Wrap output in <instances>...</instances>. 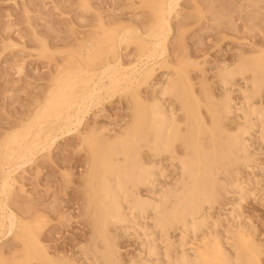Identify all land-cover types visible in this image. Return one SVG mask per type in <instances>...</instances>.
<instances>
[{"label":"rangeland","instance_id":"rangeland-1","mask_svg":"<svg viewBox=\"0 0 264 264\" xmlns=\"http://www.w3.org/2000/svg\"><path fill=\"white\" fill-rule=\"evenodd\" d=\"M156 2L0 0V153L7 137L39 112L58 77L76 67L75 56L85 49L86 42L104 40L107 36L118 39L123 36L120 32L131 27L138 30L133 36L149 42L144 36L155 21L153 7ZM119 55L124 66L135 65L140 56L137 43L127 41L121 44ZM164 58L169 66L164 63ZM164 58L155 62L152 77L140 88L143 101L154 102L158 98V85L164 83L167 75L179 71L187 88L200 101L204 129L209 132L214 127L209 109L219 105L226 96L219 72L222 66L243 63L251 70L264 66V0H181L172 19L168 55ZM97 64L100 65V61ZM260 77L263 89L255 103L264 107V73ZM245 79L251 80L252 73L246 74ZM241 82L236 78L231 86H234L231 98L236 106L241 103L237 92L243 86ZM128 104V96L115 94L97 108H91L92 111L89 109L90 113L78 132L60 137L49 152H38L37 156L34 153L32 160L18 170L6 203L19 220V225L15 231L8 233L5 230L0 236V264H50L38 256L27 259V246L22 240L26 227L53 264H93L90 255L103 264L95 252L100 244L97 237L99 224L91 207L92 191L88 178L92 154L86 140L99 135L113 137L114 133L121 134L132 120L131 105ZM166 105L173 109L185 131L186 113L182 110L181 101L166 98ZM240 118L236 112L230 115L225 120L227 129L235 130L241 125ZM251 134L247 142L255 156L249 163V170L243 166L228 168L223 163L217 165L218 171L214 172L213 178L215 203L209 208V217L218 228L214 233L222 231L223 234H219L222 240L225 235L229 236L223 244L230 254H234L231 242L235 241L231 236L238 232L240 225L253 245L263 250L259 249L260 264H264V144L257 139L258 133ZM208 138L206 134L204 143L210 146ZM177 149L179 155H183V147L178 145ZM142 156L145 163L158 165L160 172L164 173L159 185L164 183L166 187L176 181L178 165L171 161L169 155L152 157L144 151ZM250 174L258 179L260 189L253 191L254 196L248 200L240 202L238 191L232 184L244 182ZM152 189L142 187L140 194L148 198L153 194ZM159 189L156 187V191ZM232 210L236 213L233 216ZM231 219L237 221L233 223ZM154 223L149 220L148 226H154ZM109 226L106 239L112 246L116 264H136L144 260L146 246L141 231L136 233L131 229L124 231L122 226ZM212 227L210 224L206 230L196 233V240L210 234V242L213 243L215 234H211ZM150 230L153 229L150 227ZM153 232L157 233L154 243L157 241L156 244L159 246L161 243L162 246L158 249L160 256L163 255L162 249L166 248H169V256H183L184 248L178 247L182 238L180 227L162 235L157 230ZM195 241L190 240L185 247L190 255L193 254L190 250L201 244V240ZM145 260L158 264L155 257H146ZM160 264H165V261Z\"/></svg>","mask_w":264,"mask_h":264},{"label":"bare ground","instance_id":"bare-ground-1","mask_svg":"<svg viewBox=\"0 0 264 264\" xmlns=\"http://www.w3.org/2000/svg\"><path fill=\"white\" fill-rule=\"evenodd\" d=\"M180 1L157 0L153 7L155 21L150 32L144 36L149 42L133 36L138 32L134 29L136 27L125 29L127 31L124 30V34L120 32V36H123L118 39L107 36L104 40L86 42L85 49H81L75 56L76 67L54 80L52 90L39 112L7 137L0 153V236L5 230L9 233L18 229L19 220L6 203L18 170L28 164L34 153L37 156L42 152H49L60 137L78 132L89 109L97 108L115 94H125L132 110V120L128 127L121 134L114 133L113 137L99 135L86 140L92 154L88 178L92 191L91 207L99 224L97 237L100 244L98 243L95 252L102 263L116 264L106 232L109 225H117L122 226L124 231H141L145 238L146 248H143L146 257H155L158 264L163 261L165 264H260L259 249H262L253 245L240 225L237 227L238 232L231 236L235 237V241L234 237L231 240L233 242L230 241L233 243L234 254L224 248L223 242L229 236L224 234L225 239L222 240L219 236L220 233L223 234L222 231L214 233L218 228L215 222H210L209 210L215 203L213 178L214 172L218 171L217 165L223 163L228 168L243 166L249 170V163L253 161L255 154H251L248 135L258 133L257 139L264 144V107L263 104L257 106L255 103L261 93L260 75L264 73V66L252 70L243 63L233 64L232 67L222 66L219 72L226 96L219 105L209 109L214 121V127L209 132L204 129L200 101L187 88L179 71L167 75L164 83L157 84L158 98L154 95V102L145 103L140 96V88L153 75L155 62L168 55L172 19ZM127 41L136 42L140 51L138 62L131 66H124L119 55L121 44ZM97 61H100V65ZM164 63L169 64L166 59ZM249 72L252 73V79L246 80L245 75ZM236 78H240L243 84L237 87L241 96L238 106L234 105L231 98L234 87L231 86ZM166 98L181 101L182 110L186 113L185 131L173 109L166 105ZM234 112L241 115L242 124L238 123L235 130H229L225 120ZM206 134L210 146L204 143ZM178 145L183 147V155H179ZM144 151L149 152L152 157L169 155L171 161L178 165L176 181L166 187L164 183L159 185V179L163 178L164 173L160 172L158 165L145 163L142 156ZM247 178L244 182L232 184L238 191L240 202L248 200L254 196L253 191L260 189L258 179L252 174ZM147 186L154 191L150 197L145 198L140 194V189ZM156 187L161 190L156 191ZM235 208L238 209L237 206ZM234 211L231 212L232 216L236 214ZM149 220L155 222L154 226H148ZM209 223L213 224V243L210 242L212 235H203L204 239L199 238L201 244H194L195 250L190 247L193 249L190 250L191 254L193 252L190 255L185 249L187 243L195 241V234L206 230ZM176 227H180L181 231V244L178 247L184 248L183 256H169V248L166 247L165 250L162 249L163 255L160 256L161 251L158 249L161 243L159 242V246L157 241V244L154 243L157 233L153 231L157 230L162 235ZM22 240L27 246L25 252L28 260L38 256L50 264L54 263L28 227ZM147 241L149 244H146ZM90 256L93 264H100V260L96 262ZM145 258L136 264H150Z\"/></svg>","mask_w":264,"mask_h":264}]
</instances>
